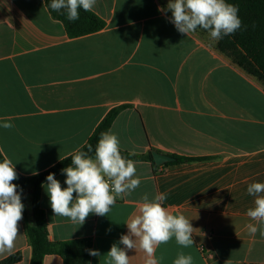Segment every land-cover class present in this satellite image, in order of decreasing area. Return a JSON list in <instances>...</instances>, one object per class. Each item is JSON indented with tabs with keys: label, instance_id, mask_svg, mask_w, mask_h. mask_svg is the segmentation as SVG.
<instances>
[{
	"label": "crops",
	"instance_id": "0c3cea01",
	"mask_svg": "<svg viewBox=\"0 0 264 264\" xmlns=\"http://www.w3.org/2000/svg\"><path fill=\"white\" fill-rule=\"evenodd\" d=\"M167 3L97 0L92 11L105 28L70 38L45 0H0V124L14 125L0 127V150L21 175L39 174L125 106L110 129L120 149L200 160L174 167L134 161L139 187L117 197L108 215L89 214L80 226L55 216L46 182L41 207L50 240L92 238L100 256L91 264H108L106 254L128 233L125 223L143 194L166 193L163 206L190 220L194 243L161 244L160 264H173L180 252L193 264H264V236L245 227L256 223L246 215L255 199L247 186L264 183V86L220 53L209 34L179 33L158 11ZM55 178L67 187L65 175ZM25 227L23 217L0 261L21 252L18 264L31 263ZM126 254L129 264H144L139 248ZM43 264L64 262L53 254Z\"/></svg>",
	"mask_w": 264,
	"mask_h": 264
},
{
	"label": "clouds",
	"instance_id": "9594fccd",
	"mask_svg": "<svg viewBox=\"0 0 264 264\" xmlns=\"http://www.w3.org/2000/svg\"><path fill=\"white\" fill-rule=\"evenodd\" d=\"M96 3L97 0H51L50 8L55 12L63 10L69 21H76L80 18V10L91 12ZM158 11L171 12L169 22L179 33L188 35L200 28L216 41L234 35L242 27L238 6L226 0H168L166 9ZM0 127L11 129L14 125L4 122ZM92 151L89 144L86 151L78 147L69 153L71 165L61 169L67 187L62 188L55 173L47 175L44 185L55 216L69 218L72 224L79 226L89 214L108 215L117 197L130 195L141 184L134 161L122 156L120 140L115 133L102 132L94 156L89 155ZM17 179L15 164L8 158L3 159L0 162V253L12 250L19 221L23 218L22 189L18 191L19 186L13 183ZM247 193L255 199L254 207L249 208L246 215L256 223H248L245 227L250 235L259 230L264 236V183L248 184ZM166 196V193H158L150 198L148 193L143 194L137 212L125 223L128 233L122 234L107 252L108 264H129L127 250L137 248L145 254L144 264H160L163 257L157 259L155 253L161 244L175 238L183 248L193 245L194 229L190 220L164 207ZM87 251L91 256H100L99 250ZM173 264H193V257L180 252Z\"/></svg>",
	"mask_w": 264,
	"mask_h": 264
},
{
	"label": "trees",
	"instance_id": "16d2710c",
	"mask_svg": "<svg viewBox=\"0 0 264 264\" xmlns=\"http://www.w3.org/2000/svg\"><path fill=\"white\" fill-rule=\"evenodd\" d=\"M239 8V17L242 20V27L234 35L225 36L222 40L216 41V49L230 58L232 62L241 68L249 76L264 86V0H226ZM45 4L51 15L61 21L70 38H77L103 30L106 22L93 11L85 12L80 10V18L76 21H69L66 13L51 10V0H45ZM166 9V8H165ZM171 17V12H167ZM195 33L208 34L198 28ZM125 106L111 110L106 118L99 124L91 138L81 148L87 150L91 145L93 151L89 155L94 156L95 147L102 132L110 131L115 119ZM126 159L132 161H148L154 164L150 150L146 154H135L120 149ZM175 158L174 162L165 164L166 167L180 166L200 159L187 158L179 155H169ZM67 158V159H65ZM54 166L36 175L24 176L17 172L18 179L13 181L17 184L18 191L22 189L21 198L25 205L22 213L25 220V232L28 243L32 249L30 264H43L48 255H59L64 264H91L92 256L88 249H93V239L83 238L64 242H53L50 240L46 213L41 207V190L46 183L49 173H55V177L61 173V169L71 165V157L67 156ZM5 157L0 150V162ZM31 213L32 221L29 218ZM21 252L12 254L0 261V264H18L22 261Z\"/></svg>",
	"mask_w": 264,
	"mask_h": 264
},
{
	"label": "water",
	"instance_id": "95a60500",
	"mask_svg": "<svg viewBox=\"0 0 264 264\" xmlns=\"http://www.w3.org/2000/svg\"><path fill=\"white\" fill-rule=\"evenodd\" d=\"M152 155L156 167L163 166L167 163H171L175 161V158L166 154L159 153L157 151H154Z\"/></svg>",
	"mask_w": 264,
	"mask_h": 264
}]
</instances>
